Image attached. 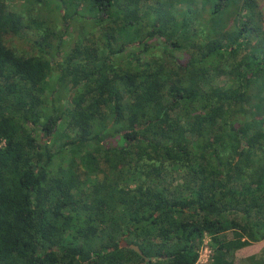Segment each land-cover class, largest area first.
<instances>
[{
  "label": "trees",
  "instance_id": "obj_1",
  "mask_svg": "<svg viewBox=\"0 0 264 264\" xmlns=\"http://www.w3.org/2000/svg\"><path fill=\"white\" fill-rule=\"evenodd\" d=\"M72 1L0 0V264H196L205 237L239 264L264 241V2Z\"/></svg>",
  "mask_w": 264,
  "mask_h": 264
},
{
  "label": "rangeland",
  "instance_id": "obj_2",
  "mask_svg": "<svg viewBox=\"0 0 264 264\" xmlns=\"http://www.w3.org/2000/svg\"><path fill=\"white\" fill-rule=\"evenodd\" d=\"M6 1L8 3V5H19L22 6L24 5V7H26V11L27 13H32L30 12L32 9H35V6H37L39 0H3ZM43 2V5L45 6H51V7H57V6H61V5H70L72 4V0H40ZM264 2V0H262ZM27 17V15H26ZM28 19V17H27ZM23 38L26 37V40H23L19 37H14L12 38L11 44L13 45V47H15L16 49H18L20 52H24L25 50L29 49V43H28V39L33 40L34 39V35L32 33L30 34H25L21 35ZM229 235L230 232L228 233ZM203 242L200 245L199 248V252L201 251V259L202 262L200 261L199 264H205L204 262L207 260V258L209 257L210 254V239L208 237H205L204 239H202ZM206 247H208V253L205 251ZM256 256L257 258H261L264 257V241L262 242H257V243H252L249 246L245 247L244 249H242L241 251H238L235 254V261L239 264H250V257Z\"/></svg>",
  "mask_w": 264,
  "mask_h": 264
},
{
  "label": "built area",
  "instance_id": "obj_3",
  "mask_svg": "<svg viewBox=\"0 0 264 264\" xmlns=\"http://www.w3.org/2000/svg\"><path fill=\"white\" fill-rule=\"evenodd\" d=\"M210 248V247H209ZM211 249V248H210ZM208 247H206L205 251L208 253ZM211 254H212V251L210 250V254H209V257L207 258V260L204 262L205 264H212V257H211ZM200 261L202 262V259H201V251L199 252V259L198 261L196 262V264H199Z\"/></svg>",
  "mask_w": 264,
  "mask_h": 264
},
{
  "label": "water",
  "instance_id": "obj_4",
  "mask_svg": "<svg viewBox=\"0 0 264 264\" xmlns=\"http://www.w3.org/2000/svg\"><path fill=\"white\" fill-rule=\"evenodd\" d=\"M132 248H133L135 251H137L141 256H143V253H142V251H141V249H140L139 247H137V246H132Z\"/></svg>",
  "mask_w": 264,
  "mask_h": 264
}]
</instances>
